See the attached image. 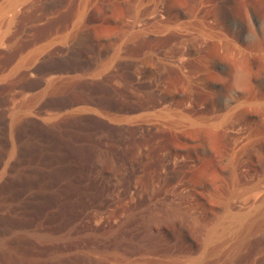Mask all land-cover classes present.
Segmentation results:
<instances>
[{
  "label": "rangeland",
  "instance_id": "1",
  "mask_svg": "<svg viewBox=\"0 0 264 264\" xmlns=\"http://www.w3.org/2000/svg\"><path fill=\"white\" fill-rule=\"evenodd\" d=\"M263 18L0 0V264H264Z\"/></svg>",
  "mask_w": 264,
  "mask_h": 264
},
{
  "label": "bare ground",
  "instance_id": "2",
  "mask_svg": "<svg viewBox=\"0 0 264 264\" xmlns=\"http://www.w3.org/2000/svg\"><path fill=\"white\" fill-rule=\"evenodd\" d=\"M263 23H264V18H263ZM109 158L107 157L105 152L98 151L92 159L91 165L93 169L102 175H107L109 177H112L114 174H116V166L114 165L113 161H110L111 159L109 160Z\"/></svg>",
  "mask_w": 264,
  "mask_h": 264
}]
</instances>
